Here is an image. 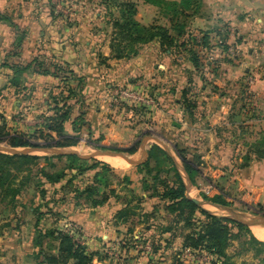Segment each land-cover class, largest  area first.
<instances>
[{
	"label": "crops",
	"instance_id": "obj_1",
	"mask_svg": "<svg viewBox=\"0 0 264 264\" xmlns=\"http://www.w3.org/2000/svg\"><path fill=\"white\" fill-rule=\"evenodd\" d=\"M230 1H233L230 4L234 6V18L231 15L223 18L229 14L223 12L212 14L211 19L202 17L191 22H172V31L175 34L181 32L186 38L192 36L198 43L200 37L206 34L209 49H202V53L206 60L216 56L219 61L225 49L220 43L226 40V45L228 38L229 42H233L234 38L229 35L235 34L241 58L238 64L243 65L245 61L246 65L249 59L251 66H245L244 72L264 76V0ZM51 2L52 0H0V131L4 129L10 134L29 135L36 130H44V118L54 115L51 97L65 94L67 86L51 75L36 73L32 60L39 57L47 66L53 61L68 65L83 77L81 101L70 102L71 120L83 114L81 117L87 127H81L80 133L76 134L72 131L71 121L64 124L65 136L77 138L78 144L88 136L91 140L96 139V142H89L85 146L88 151L94 152L81 155L82 157L92 159L95 150H98L91 147L92 144L98 147L113 144L117 148L128 150L141 136L144 137L142 141L149 140V136L144 134L151 130L148 126L151 122L154 125L174 127L179 134L172 146L175 154L181 151L184 158L193 156V161L186 158L185 162L193 171L191 182L195 190L202 186V180L209 182L210 175L206 178L208 172H213L218 182H225L227 175L223 172H226L225 167L231 160L225 158L227 161L220 163L221 156L217 158V155L221 153L216 148L219 142L214 133L215 127L224 122L232 107L228 104L225 85L217 82L216 76H211L212 87L206 84L196 86L197 90L194 91L200 102L197 101L193 119H189L180 98L181 92L188 85V75L192 78L194 73L185 61L181 59V62L177 56L175 58L174 55L160 52L155 44L142 46L129 59H112L109 25V29L106 28L103 32L97 30L99 24L103 25L100 22H65L64 20L70 19L63 17L61 13L58 15L59 8ZM207 5L212 13L220 10L219 0L207 1ZM90 27L94 30L90 29L91 33L84 34L83 30ZM16 69L24 70L16 73ZM207 70L206 68V74L211 73ZM205 78L204 74V80ZM262 78L250 89L253 96L258 98L257 104L250 101L246 103L242 98L244 90L239 92L238 102L245 104V108L238 112L243 120L246 118V122H240L243 128L248 122L257 125L260 121L259 112L261 109L264 112ZM234 89L237 90V85ZM146 90L154 94V99H146ZM238 102L236 105H239ZM180 136L185 137L183 143L178 142ZM78 144L63 150L74 152V148H80ZM141 149L137 160L141 158ZM131 154L136 153L132 151ZM106 158L122 162L118 156ZM145 159L143 157L139 164L130 165L131 170L119 174L114 172L115 167L107 164L116 177L115 181H110V188L114 189V195L118 198L109 196L104 205L95 208H89L83 201H71L72 211L63 214L65 219L58 223L64 228L68 221L73 223L81 231V236L78 237L85 240L82 244L88 251H96L102 255L101 247H110L113 251L109 254L110 259L101 257L102 264H111L112 258L117 261L116 258L122 255L128 257L132 264L139 261L140 250L134 242H130L135 241L136 237H154V226L160 223L156 213L158 221L153 223L151 229L138 223V219L127 223L116 220V214L123 208L125 199L142 198L140 206L144 212L157 207V199L151 197V191L143 183L150 179L143 178L144 173L139 170ZM239 162L234 173L239 202L263 205L264 159L254 160L246 167H241L242 159ZM162 167L164 171L169 169L166 163ZM197 172L200 178L196 177ZM217 172L219 173L215 176ZM125 179L129 180V184L125 183ZM212 192L213 190L210 193ZM151 203L153 206H148ZM210 204L213 211L222 208L221 205ZM62 211H67L65 205H62ZM252 225L264 228L259 222ZM162 238L170 242L178 239L181 247L180 237L164 235Z\"/></svg>",
	"mask_w": 264,
	"mask_h": 264
},
{
	"label": "trees",
	"instance_id": "obj_2",
	"mask_svg": "<svg viewBox=\"0 0 264 264\" xmlns=\"http://www.w3.org/2000/svg\"><path fill=\"white\" fill-rule=\"evenodd\" d=\"M144 1L156 5L161 0ZM101 4L110 18L112 17L111 22H107L111 29L109 48L112 59H129L137 54L138 47L155 44L162 53L184 58L189 69L194 73L192 76L194 80H191L192 78L188 75V84L198 78L201 82L205 81L204 72L206 67L209 66L204 61L205 57L202 53V49H209L206 34L200 37V43H198L192 36L186 38L181 32L173 35L164 26L156 24L144 26L135 22L132 19L135 13L133 3L119 0H101ZM183 10L180 9L179 11L183 12ZM115 12L118 13L117 18L114 16ZM224 48L226 47L224 46ZM32 63L36 73L51 75L59 82L65 83L67 86L65 94L51 97L50 102L54 115L44 118L45 131L40 129L32 134L25 135L10 134L2 129L0 131V142H6L10 148L14 149L48 150L75 147L78 144V139L65 136L64 124L71 121L72 131L76 134L80 133L81 127H87V123L81 117L83 114L73 121L71 120L72 107L70 102L74 100L81 101L83 77L68 65H60L54 61L47 66L39 57H34ZM23 70L16 69L15 71L20 73ZM186 95L187 90L184 89L181 92V104L188 117L192 119L196 104L190 101ZM231 124L233 125V123ZM244 129L241 126L237 127L241 134ZM235 141H238V138ZM246 149L241 167H246L254 160L264 159V147L259 148L254 144L249 147L246 146ZM177 153L191 181L193 171L188 166L189 164L185 162L186 158H184L182 152L178 151ZM63 156L67 160H78L75 154L54 155L53 157L0 154V195L3 198L18 196L20 194L19 187L27 184L32 179L43 181L42 188L39 190V199L42 204L32 211L37 219L34 228L43 220L50 219L57 222L62 219L61 215L54 212L50 207L51 201L45 200V194H47L44 189L45 184L48 187L60 185V189H71V200L76 203L83 201L89 208L104 205L109 196L118 198L114 195V189L110 188V181H115L116 177L107 164L84 158L82 163H65V166L58 168L57 161L59 162ZM52 160H56V162H52ZM37 161H42L43 164L37 165ZM163 163L169 166V169L165 171L166 174L172 175L170 181L163 176ZM54 170L56 171L54 172ZM67 170L76 171V173L68 176L66 174ZM139 170L147 176L150 174L149 182L143 183L146 185V189L148 187V190L151 191V197L157 199V207H154L150 212H144L140 206V199L142 200V198L125 199L123 208L116 214V220L119 223H127L130 220L138 219V223L140 222L151 229L154 226L153 222L156 220L155 213L161 207L170 220L166 224L154 226V237H152L150 244L154 253L159 249L158 243L161 240L165 241L167 246L170 245V241L162 238L164 235L180 237L183 249L198 250L202 248L206 250L209 254L217 257L221 264H236L235 257L248 253L252 255L253 259L260 258L264 253V243L257 240L245 224L212 216L201 210L190 200L171 160L159 146H152L149 149L148 156L139 167ZM91 172L93 173L91 176H85ZM20 180L21 182L16 184ZM124 181L129 184L128 179ZM210 202L221 204L216 202L215 199L210 200ZM177 230L179 234L176 232ZM39 233L38 231L39 240L43 239L50 244H56L57 253L56 255L47 256L45 258L46 264H102V258L98 253H87L84 246L75 243L73 236L64 231L48 228L43 234L40 235ZM155 237L158 238L155 240ZM233 242L239 244L241 248L237 250V253L234 252L233 255H230L228 251L233 247ZM40 243L37 242L38 247L41 245Z\"/></svg>",
	"mask_w": 264,
	"mask_h": 264
},
{
	"label": "rangeland",
	"instance_id": "obj_3",
	"mask_svg": "<svg viewBox=\"0 0 264 264\" xmlns=\"http://www.w3.org/2000/svg\"><path fill=\"white\" fill-rule=\"evenodd\" d=\"M124 2H130L133 3L135 13L133 15V20L135 22L140 23L141 25L148 26L151 24L156 25H164L165 28L169 30L170 33L175 35V33L172 31L171 25L172 22H191L196 18H202V17H210L212 14L223 12H228L229 14L226 16H223V18H226L231 15L232 18H234V6H231L230 0H219L220 1V10L213 11L215 13H212L211 10L208 8L207 1L210 0H161L159 4L152 5L150 3L145 2L144 0H119ZM52 4H55L59 9L57 14H63V17H66L70 20H64L65 22H100L103 25L101 26L99 24V27L97 28L98 31L103 32L107 29H109L107 26V22H111L112 17L107 14V12L104 10V6L101 4V0H52ZM214 4V3H213ZM218 4V3H217ZM187 8V9H186ZM180 9H184L183 12H180ZM118 13L115 12V17L117 18ZM255 19V18H253ZM225 22V19H223ZM229 21V20H227ZM106 26V27H104ZM94 30L93 27L86 28L83 30L84 34H89ZM90 30V31H89ZM229 37L234 38L233 42H229L227 39L223 40L220 44L225 49H223V54H221L222 58L224 60L219 61L218 57H212L211 60H206L205 62L209 64L208 67H206L207 71H212V73H205V81L201 82L198 79H195L192 83L185 86L184 89L187 90L186 97L197 104L200 102L199 97L196 96V93L194 91L197 90L195 88L196 86L203 85H209L212 87V83L210 82L212 77L216 76V81L224 84V88L226 89V95L228 97V104L232 107L229 108L230 112H228L226 119L223 123H221L219 126H216L214 129V133L216 135V138L218 139V144L216 145V148H218L219 153L221 155H217L220 157V163L224 164L227 160H231V163L225 167L227 168L226 173L227 179L226 181H220L218 182L217 179L213 176V172H208L207 177L210 175V178H208L209 182L202 180V186L198 188V190L193 188V190L189 193L190 198L198 197V201L200 204H202L204 207H207L210 209L211 202L210 200H214L216 202L221 203V207L219 209H215L214 211L210 209L213 213L216 214H224L226 216H238V217H245V218H260L264 219V204L256 205V204H242L239 202L238 197V191H237V185L234 184V173L236 171L235 168L239 167V160L244 157V154L246 152V146L249 147L251 145H257L259 148L264 147V112L261 109L259 112V123L257 125H253L250 122L245 124L243 133L241 134V131L237 130L238 126H241L240 122H246L242 119L238 114L240 111H242V108H245V104L238 102L239 98V92L240 90L243 91L242 98L246 103L256 102L257 99L255 98L251 92V88L254 86V84L257 81H261V78L264 79L263 75H254L249 74L248 72H244L245 66L250 67V61L249 59L245 61L242 64L240 63L241 58L239 57L240 52L238 51V46L236 44V36L235 34L229 35ZM142 47V46H141ZM141 47H138L140 49ZM229 48L235 49L230 52ZM137 49V52H138ZM222 50V49H219ZM209 51V50H207ZM226 56V57H224ZM176 58V56H175ZM181 59L184 61V58L179 57V60ZM177 60V59H176ZM174 61V60H173ZM182 62V61H181ZM214 71V72H213ZM217 74V75H216ZM237 85V90H235V86ZM235 90V91H234ZM146 99H154V94L151 92L149 93L146 90ZM169 93V92H168ZM217 93V92H215ZM241 98V99H242ZM248 101V102H247ZM238 102L239 105H236ZM183 107V106H182ZM197 107V105H196ZM184 109V108H183ZM146 109L144 108V111ZM190 119V117H188ZM193 119V118H192ZM233 123V125L231 124ZM148 126L151 128L150 131H147L144 135L149 136V138H157L162 140L168 147L172 150V152H175L172 144L173 142H176L179 134L176 133V130L174 127L170 126H160V125H154L151 122L148 123ZM143 135V136H144ZM240 137V138H239ZM144 137H139L137 141L132 143V147L128 150L126 149H120L117 148V145H108L103 147H98L95 145H91L93 148H97L98 150H95L96 152L92 155V159L96 162H102L104 164H108L112 166V162L106 159L104 157V153H112L115 155H121L122 157L129 158L130 160H137L139 156V150L142 148L144 144L152 145V146H158L156 142L153 140L145 141L143 139ZM147 138V139H149ZM185 137L180 136L179 137V143H183ZM236 138H238V141H235ZM89 142H96V139H90L89 136L84 138V140H81L78 144L80 148H74L73 151L78 153L77 158L78 160H67L65 157H61L60 161H57L58 168H62L65 166V163L67 164H78L82 163V156L93 153L94 151H88L85 146L88 145ZM189 144L193 145L191 142ZM191 150L193 147H189ZM176 149V148H175ZM7 150H15L22 152L24 150L28 149H14L10 148L6 142H0V154L4 155H20V154H11L7 152ZM132 151H135V155H132ZM28 155L31 156H54L45 152H32ZM190 155V154H189ZM94 156V157H93ZM191 156V155H190ZM191 157H186L188 160L193 161ZM230 157V158H229ZM121 158V157H120ZM227 158V160H225ZM115 159V158H113ZM122 159V158H121ZM52 162H56V160H52ZM122 162L124 163V166L120 169L119 167H115L116 173H123L125 170H131L132 168L130 165H128L123 159ZM164 162V161H163ZM91 163V162H90ZM194 163H197V161H194ZM37 165H42V161H37ZM114 167V166H112ZM229 168V169H228ZM58 170V169H57ZM56 170H54L55 172ZM129 172V171H128ZM195 172V171H194ZM76 171H70L67 170L66 174L68 176H72L75 174ZM217 172L215 176L218 174ZM91 173H88L85 176H91ZM193 174V173H192ZM150 174L147 176L143 174V178L149 177ZM163 176H165L169 181L172 180L171 174H166V171L163 172ZM200 178V174L197 172V176ZM111 178V177H110ZM21 182L18 181L16 184H19ZM43 181L38 179H32L27 184L19 187L20 188V194L16 197H8L3 198L0 195V264H46L45 258L50 255H56V244L49 243L47 241H44L43 239L39 240L38 237V231L39 234H43L46 229H57L59 231H64L68 233L70 236H73V240L75 243L83 246V241L81 240L78 235L81 236V231L76 228V226L68 221V225L64 228L63 225H58L59 221H61L64 218L63 214H68V211H72V204L73 200H71V189L64 188L60 189V185H56L55 187L50 186L48 187L46 184L44 185V189L46 190L47 194H45V200L51 201L50 207H52V210L54 212H57L61 215V218L59 221L54 222V220L47 219L46 221H41L39 225L34 228V223L37 220L36 216L32 212L34 209L38 208L42 203L40 202V194L39 190L42 188ZM63 184V183H62ZM211 187L213 189L212 194H206L204 192L205 188ZM55 193L53 194V192ZM216 192V194H215ZM218 193V194H217ZM218 196V197H216ZM73 201V202H71ZM62 205H65L67 207V211H62ZM68 205V206H67ZM148 206H153L152 203ZM158 216V220H160L159 224H166L170 218L164 214L161 207L158 209V212L156 213ZM157 219L154 222L158 221ZM153 222V223H154ZM63 223V222H62ZM253 222L249 221L244 223L248 224V228L250 229V225H252ZM257 223V222H254ZM262 226H264V223L259 222ZM158 224V223H157ZM37 230V231H36ZM179 232L178 230L176 231ZM183 232V231H182ZM181 232V234H182ZM252 233V232H251ZM154 234V233H153ZM179 234V233H178ZM253 234V233H252ZM153 236V235H152ZM41 237V236H40ZM158 237H155V240ZM165 238V237H164ZM256 238V237H255ZM140 239V238H139ZM257 239V238H256ZM258 240V239H257ZM41 242L40 246H37V242ZM152 241L151 236L142 237L139 240V244L144 245L148 244L150 245ZM180 240H172L171 245L167 246L165 244V241L161 240L158 243L159 249L154 253L153 249L150 248L149 251L140 250L138 252V258L140 259L134 264H221L217 257L209 254L206 250L200 248L198 250H190V249H183L180 247ZM260 241V240H259ZM132 240L130 243H133ZM262 242V241H261ZM136 244V242H134ZM264 243V242H263ZM157 246V245H156ZM241 246L237 244L236 242H233V247L230 248L228 251V254L233 255V253H237V250H239ZM102 249V255L100 257L102 258H109V254L113 252L110 247H101ZM104 249V250H103ZM87 253H97L88 251L86 249ZM117 261H114L112 258L111 264H132V262H129L128 257L125 255L119 256L116 258ZM236 264H264V253L261 255L260 258L253 259L252 255L250 253L246 255H241L239 257L234 258Z\"/></svg>",
	"mask_w": 264,
	"mask_h": 264
},
{
	"label": "water",
	"instance_id": "obj_4",
	"mask_svg": "<svg viewBox=\"0 0 264 264\" xmlns=\"http://www.w3.org/2000/svg\"><path fill=\"white\" fill-rule=\"evenodd\" d=\"M153 140L154 142H156V144L164 151V153L169 157V159L171 160L176 172L178 173V175L180 176L184 186H185V190H186V195L189 197V193L193 190V184L190 181L184 166L180 160V158L178 157L177 154H175L174 152H172V150L168 147V145H166L162 140L157 139V138H149V141ZM151 148V145H146L144 144L142 146L141 149V158L139 160H130L129 158L126 157H122L121 155H115L112 153H104V156H118L121 157L127 164L131 165V166H135L137 164H139L141 161H143V157L145 159V157L147 156V150H149ZM45 152L51 155H65V154H75L78 155V153L75 152H70V151H66L63 149H48V150H34V149H28V150H24L22 152L19 151H15V150H7V152L11 153V154H20V155H25V154H30L32 152ZM82 158H91V157H82ZM190 198V197H189ZM190 200L196 205L198 206L201 210H203L204 212H207L208 214L212 215V216H216V217H221V218H227V219H231V220H235L237 222L240 223H246L249 221L251 222H261L264 223V219H260V218H245V217H238V216H226L224 214H216L213 213L212 211H210V209H208L207 207H204L202 204L199 203L198 201V197L195 198H190ZM248 226V224H245Z\"/></svg>",
	"mask_w": 264,
	"mask_h": 264
},
{
	"label": "bare ground",
	"instance_id": "obj_5",
	"mask_svg": "<svg viewBox=\"0 0 264 264\" xmlns=\"http://www.w3.org/2000/svg\"><path fill=\"white\" fill-rule=\"evenodd\" d=\"M107 157V156H104ZM116 159V158H115ZM112 162V166L114 167H123L124 163L120 162L119 160H112V159H106ZM254 223V222H253ZM252 233L254 234V236L256 238H258L260 241L264 242V228L263 227H259L257 225H251L250 226Z\"/></svg>",
	"mask_w": 264,
	"mask_h": 264
},
{
	"label": "built area",
	"instance_id": "obj_6",
	"mask_svg": "<svg viewBox=\"0 0 264 264\" xmlns=\"http://www.w3.org/2000/svg\"><path fill=\"white\" fill-rule=\"evenodd\" d=\"M230 50V52H232V50H234V52H236L235 51V49H233V48H229ZM232 49V50H231ZM211 190H213L211 187H207V188H205V190H204V192L206 193V194H210V192H211ZM139 237H136L135 238V242H136V246H137V248L139 249V250H145V251H149L150 250V245H148V244H144V245H141V244H139Z\"/></svg>",
	"mask_w": 264,
	"mask_h": 264
}]
</instances>
